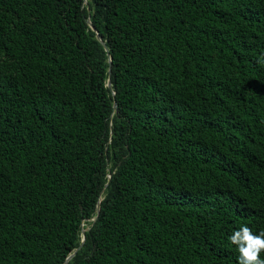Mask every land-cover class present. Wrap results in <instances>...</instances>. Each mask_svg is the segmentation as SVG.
<instances>
[{
  "label": "trees",
  "instance_id": "16d2710c",
  "mask_svg": "<svg viewBox=\"0 0 264 264\" xmlns=\"http://www.w3.org/2000/svg\"><path fill=\"white\" fill-rule=\"evenodd\" d=\"M261 57L264 0H0V264H63L84 228L66 264H238Z\"/></svg>",
  "mask_w": 264,
  "mask_h": 264
},
{
  "label": "clouds",
  "instance_id": "9594fccd",
  "mask_svg": "<svg viewBox=\"0 0 264 264\" xmlns=\"http://www.w3.org/2000/svg\"><path fill=\"white\" fill-rule=\"evenodd\" d=\"M258 63L264 64V57ZM228 239L238 249V264H264V259H260V253L264 251V231L254 234L245 225L234 231Z\"/></svg>",
  "mask_w": 264,
  "mask_h": 264
},
{
  "label": "water",
  "instance_id": "95a60500",
  "mask_svg": "<svg viewBox=\"0 0 264 264\" xmlns=\"http://www.w3.org/2000/svg\"><path fill=\"white\" fill-rule=\"evenodd\" d=\"M85 2H86V0H85ZM88 23H89L90 27L93 29V31L95 32V35H96V38L98 39V41H99V42L104 46V48L107 50V46H106V44H105V41L102 39V37H101V35L99 34L98 30L92 25V23H91L90 20H88ZM107 56H108L109 75H110V73H111V56H110L109 53L107 54ZM107 86H108L109 88H111V80H110V79H108V81H107ZM113 94H114V92H113ZM113 107L116 108V103H114ZM110 177H111V175L109 174V175H108V181L110 180ZM105 186H107V184H106ZM105 186H104V187H105ZM103 189H104V188H103ZM103 189H102L101 193L103 192ZM99 211H100V204L97 203V205H96V215H95V217L92 218L93 221L96 219L97 215L99 214ZM86 230H87V228L82 229V239H81V243H80V245H79L76 249H74V251H73L72 253H70V254L67 256V258H66V260L64 261L63 264H66V263L68 262V260L71 259V258L73 257V255L76 253V251L79 250V249L81 248V246L83 245L84 240H85V232H86Z\"/></svg>",
  "mask_w": 264,
  "mask_h": 264
}]
</instances>
